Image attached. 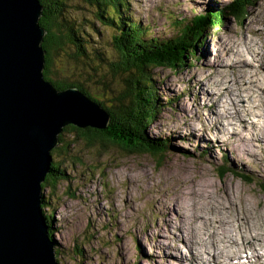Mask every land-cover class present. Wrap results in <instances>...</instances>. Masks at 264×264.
I'll list each match as a JSON object with an SVG mask.
<instances>
[{
  "label": "rangeland",
  "instance_id": "rangeland-1",
  "mask_svg": "<svg viewBox=\"0 0 264 264\" xmlns=\"http://www.w3.org/2000/svg\"><path fill=\"white\" fill-rule=\"evenodd\" d=\"M127 1V13L132 19L144 26L147 24L152 34L170 37L174 31L169 26L168 15L188 19L205 8L223 7L232 0ZM63 2V14L68 17L67 22L73 27L77 25L80 30L84 29L87 36L83 37L88 38L90 47H85L87 55L76 61L70 58V54L74 53L72 43L62 46L61 50L57 49L52 54V76L54 79L63 77L82 83L94 97L101 98L107 104L106 91L113 81L110 76L118 69L115 65L116 48L112 42L113 28L102 24L95 16V6L88 4L87 0ZM215 11L220 15L218 9ZM240 19L238 21L226 14L221 27L215 23L208 25L197 58L187 62L183 68L176 71L165 67L150 68L163 106L149 126V135L168 139L167 149L160 159L148 153L126 152L118 146L102 144L100 141L90 144L82 137L75 138L67 133H64L63 141V144L68 142L70 145L67 154L62 152L64 145L60 148L61 153H53L52 148L51 161L59 164V179L55 188L48 185L43 189L46 206L43 209L41 206V213L46 226L49 224L52 228L49 237L60 264L196 263L195 257L191 258L192 261L186 258L190 253L189 247H195L193 239L188 238L183 221L177 216V212L182 214V209H178L174 203V210L170 214L165 207V202L171 198L179 196L177 200L180 201L189 199L190 191L182 186H173L177 185L176 181H172L176 175L182 176L185 180L183 184H190V189L193 186L195 190H207L220 201H227V196L219 197L220 194L230 193L234 202L238 200V204H242L238 205V209L242 212L239 217L243 223L247 221L253 227L254 224H260L264 231V137L251 140L256 146L262 145L256 147L259 159L251 155L243 156V152L237 148L239 156L234 154L235 148L231 142L217 140L216 145L209 137L213 138L209 130L204 132L206 136L210 134L205 141L199 137L203 136L201 125H207L206 115L213 112L219 114L222 125L228 127L227 133H230L231 128L236 129L234 127L238 125L234 118L239 115V111L232 114V106L240 104L243 99L244 102L246 98L247 102H252L251 112L259 106L256 109L264 114V0H256L248 5ZM237 46L239 53L235 51ZM254 47L260 51V61L248 57L242 59V56L250 55L244 49L254 51ZM235 53L241 55V58L236 59L240 62H235L241 69L225 68L224 77V81H231V90L224 92L216 101H209L204 96L202 98L194 82L195 77L211 72L213 67L208 63L212 60L232 63L228 60L235 58ZM110 62H114V65ZM244 64L247 66L244 67ZM237 69L241 70V84L247 86L246 90H238V83L233 82L232 71ZM97 70H105L106 78L102 73L97 74ZM244 72L248 73L247 78ZM91 73L92 79L88 77ZM211 78L216 81L213 73L207 79L203 78L207 91L211 87L207 81ZM221 79L218 78L219 81ZM99 81L104 82L106 87H101ZM170 100L172 103H169ZM240 112L243 117L244 112ZM255 119L261 121L257 117ZM61 144L59 142L56 146ZM200 163L203 165L198 166ZM199 230L204 242L209 235L206 225ZM47 232L49 234L48 229ZM184 232L187 237L185 240ZM249 239L252 240L251 236ZM234 241L236 244L237 240ZM203 242H197L196 247L203 246L206 253L198 247L199 250L193 249V254L208 258L201 264H212L219 257L211 251L213 246L205 247ZM224 244L219 247L223 249L222 253L218 252L219 256L222 255L221 264H249L245 256L250 251H258L243 249L233 254L234 244L228 242L225 248ZM210 252L209 257L207 254Z\"/></svg>",
  "mask_w": 264,
  "mask_h": 264
},
{
  "label": "water",
  "instance_id": "water-1",
  "mask_svg": "<svg viewBox=\"0 0 264 264\" xmlns=\"http://www.w3.org/2000/svg\"><path fill=\"white\" fill-rule=\"evenodd\" d=\"M41 14L39 0H0V264H58L41 214L50 152L65 125L109 121L78 88L44 78Z\"/></svg>",
  "mask_w": 264,
  "mask_h": 264
},
{
  "label": "trees",
  "instance_id": "trees-1",
  "mask_svg": "<svg viewBox=\"0 0 264 264\" xmlns=\"http://www.w3.org/2000/svg\"><path fill=\"white\" fill-rule=\"evenodd\" d=\"M254 1L256 0H232L218 8L220 15L215 13L216 8H205L201 13L194 14L188 19L168 15L169 26L172 27L174 35L166 37L152 34L147 24L144 26L132 19L127 13V0H87L88 4L95 6V16L103 25L113 28L114 31L112 42L116 48L114 50L117 56L115 65L118 69L110 76L113 81L105 95L109 103L105 104L101 98L94 97L82 83L69 81L63 77L53 78L50 65L52 54L57 49L61 50L62 46L72 43L74 53L70 54V58L76 61L87 55L85 47H90V42L88 38L83 37V35L87 36L84 29L80 30L76 27L77 25L73 27L67 22L68 17L63 14V0H39L42 6L39 24L46 30L41 44L45 52L44 78L51 81L56 89L71 86L78 88L100 104L109 114L105 129L65 125L58 135L59 142L62 144L59 147L56 146L52 152L61 153L60 148L64 145L62 152L67 154L70 145L68 142L63 144L64 133H67L75 138L82 137V140L90 144L100 141L102 144L118 146L126 152L148 153L157 160L160 159L164 150L167 149L168 139L149 135V126L163 106L155 89L150 68L165 67L173 71L183 68L187 62L190 63L197 58L208 25L215 23L216 26H222L226 14L240 21L246 7ZM114 62L110 63L114 65ZM79 70H82L81 66ZM96 73H102V76H105V70H97ZM88 77L92 79L93 74H89ZM98 83L101 87H106L104 82ZM169 103L172 101L170 100ZM58 166V162L51 161L50 171L42 183V191L48 185L55 188L59 179L57 173H60ZM45 203L46 200L42 194V209L46 206ZM48 217L51 218L50 215ZM47 229L48 236H51L52 228L49 224Z\"/></svg>",
  "mask_w": 264,
  "mask_h": 264
},
{
  "label": "bare ground",
  "instance_id": "bare-ground-1",
  "mask_svg": "<svg viewBox=\"0 0 264 264\" xmlns=\"http://www.w3.org/2000/svg\"><path fill=\"white\" fill-rule=\"evenodd\" d=\"M212 8H214V7H212ZM218 8H221V7H218ZM218 8H216V9H218ZM217 27H221V26H217ZM45 33H46V30H45ZM223 42H221V43H223ZM221 43H219V45ZM242 43H243V41H242ZM242 43H240V45ZM219 45H217V46H219ZM226 46H229L228 43H226ZM254 49H255L254 51L253 50L248 51L247 49H244V51H246L250 55H244V53H243L244 56H242V59L248 57L250 59L252 58L255 61H260L259 55H258L260 51H259L258 47H256V48L254 47ZM235 51L237 53H239L240 50L238 49V46L235 47ZM233 55H234V53H233ZM239 58H241V55L236 54L235 58L229 59L228 61H231V62L233 61L232 63H228L225 61L220 62L217 60H212L211 62L208 63V65L210 67H213L211 72L201 73L199 76L195 77L194 82L198 85L199 90H200L199 92H200V95L202 98L204 96V98L209 100V101H213V100L216 101V100H218V98L221 95H223L224 92L228 93L231 90V88H232L231 81L230 80L227 82L224 81V77H225V73H226L225 68H231L232 67L233 69L234 68L241 69L240 65L235 63V62H240V61H237ZM262 62L263 61L261 60L260 63H262ZM221 63H222V65H221ZM220 66H223V67H220ZM245 66H247V65L244 64V67ZM240 71L241 70H238V69L235 71H232L233 82L238 83V85H237L238 90H240V89L246 90L247 86H243L241 84L242 82L240 79V77H241ZM211 73H213L216 76V81H215V78L208 79L207 82L209 83V85H211V87H209V90L207 91L206 89H204L205 83L203 81V78L207 79V77ZM244 74H245V78H247L248 73L244 72ZM219 77L222 78L220 81L218 80ZM71 87H74V86H71ZM66 88H68V87H66ZM63 89H65V88H63ZM249 91H251V90H249ZM232 94L234 96H237V95H235V93H232ZM247 94H250V92ZM244 101L245 100L243 99L240 102V104H238L236 106H232V110H233L232 114H234L236 111H239V115L236 118H234L236 120V124L238 125L237 127H234L236 129L231 128L230 133H227L228 127L222 125V120L220 118V115L213 112V114H211V115L210 114L206 115V118L208 119L206 121L207 125L206 126H204V124L201 125L200 130L202 131L201 134L203 136H199V137L205 141L206 137H208L210 134L206 136V133H204V132H205V130H207V131L209 130L208 132H210L212 134L213 138L211 136H209V137H210V139H212V141L215 142V144H216V142L218 143L217 140H219V141L222 140L223 142H226V143L231 142L233 147L235 148L234 154L239 156L237 149H240L243 152V156L244 155H251V156H254L257 159H259L260 156L256 152L257 151L256 147L262 146V145L258 144L256 146V143H252L251 140L252 139L253 140L254 139L261 140L262 137H264V114L259 109H256V108H259V106L256 107L251 112L252 102H250L251 104L249 102H247L248 101L247 98H246V102H244ZM250 101H251V99H250ZM225 105L227 106V104H225ZM244 105H246V107H244ZM220 111H221V109H220ZM223 111H224V109H223ZM240 111L244 112L243 117L241 116ZM255 117L259 118V121L260 120L261 121L257 122ZM190 132H192V131H190ZM231 138H233V140H231ZM58 143H59V139H58ZM229 145L231 146V144H229ZM55 147L56 146H54L53 148H55ZM260 151H261V149H260ZM202 165H203L202 163L198 164V166H202ZM176 177H177V180H176ZM172 181L177 182V185H173L176 188H178L179 186H182L181 188L188 190V192L190 191V196H188L189 199H187L186 201L185 200L184 201L183 200L182 201L177 200V198L179 196L177 198L176 197L171 198L170 200H168V202H165V203H167V204H165V207L170 212V214L174 210V207L172 206V204H174V203H176V205L178 206V209H182V214H180V212L178 213L176 211L177 216L179 217V219L181 221H183V224H184L183 226L186 227L188 238L193 239V242H194L193 246L197 250H199L198 247H201L204 253H206V251L203 248V246L196 247V245H197V242L202 244L203 240H202V238H200L199 233L201 231L199 229L201 226L206 225V228L208 230L209 235H207L205 237V241L203 242V245L205 247H206V245L213 246L214 248L211 251H213L214 255H216L217 258L219 257V259L212 262V264H221V256L222 255L219 256L218 252L222 253L221 251L223 249L219 248V247L222 246L223 243H225L224 244V248H225V246L228 242H229V244L232 245V244H234V242H236L234 240H237V243L232 245V248L234 249V252H235L233 254L239 253L243 249H249V250H251V249L256 250L257 249L258 250L257 252L256 251L255 252L250 251L249 255H251V256L246 255L245 258L247 259L249 264H251V263L252 264H259L260 260H261V264L264 263V231L262 229V226L260 224H254V227H253V224L248 223L247 221H244V223H243V221H242L243 219L241 220V218L239 217V214H241L242 212L238 209V205H242V204H238V203H240V202H237L238 200L236 202H234L235 200L232 199L233 196H231V194L228 192L222 193L219 195V197H226L227 196L226 197L227 201H225V200L220 201L219 199H216L215 197L212 196V192L209 193L207 190L206 191L195 190V187H193V186L190 189V187H189L190 184H187V185L183 184L185 180L183 181L182 176H179V175H176ZM41 194H42V191H41ZM226 203H227V205H223ZM249 208H251V207H249ZM207 209H209L211 211H208ZM243 214L246 215V213H243ZM245 218H244V220H245ZM184 233H185V236H184V240H185V238H187V237H186V232H184ZM202 233H204V230H202ZM47 234H48V232H47ZM250 236H251L252 240L249 239ZM195 240H197V242ZM185 243H186L187 247H189L186 241H185ZM238 244H240V246L236 248V246ZM195 248L189 247L190 253L186 258L189 259L190 261H192L191 258L195 257L194 261H196V263H194V264H201V261L203 262L204 260H206L208 258H206V257L200 258V257L195 256L193 254L194 253L193 249H195ZM191 251H192V253H191ZM210 254H211V252L207 255L210 257Z\"/></svg>",
  "mask_w": 264,
  "mask_h": 264
}]
</instances>
